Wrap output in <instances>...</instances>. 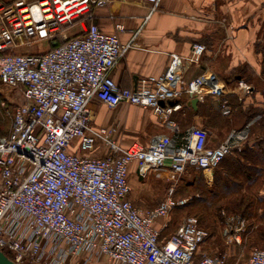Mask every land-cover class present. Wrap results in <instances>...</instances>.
I'll use <instances>...</instances> for the list:
<instances>
[{
  "label": "built area",
  "instance_id": "2783aa9c",
  "mask_svg": "<svg viewBox=\"0 0 264 264\" xmlns=\"http://www.w3.org/2000/svg\"><path fill=\"white\" fill-rule=\"evenodd\" d=\"M110 1L0 0V81L19 96L9 132L0 133V249L17 264H225L224 256L200 252L209 233L193 217L163 235L174 204L166 200L140 210L129 197L130 165L136 162L140 178L150 171L177 176L191 167L212 179L221 160L248 138L252 123L213 146L207 128L181 130L167 119L182 105L163 102L182 95L186 64L202 61L201 43L190 56L171 54L161 76L120 87L112 71L133 43L88 23L94 8ZM143 1L152 10L161 2ZM74 26L79 33L68 35ZM40 42L51 47L31 51ZM246 90L242 84L230 88L208 65L186 85L199 101ZM93 99L110 107H149L166 118L170 131L154 134L147 144L123 146L114 137L116 128L92 124ZM221 108L230 115L227 101ZM98 142L106 155H87ZM244 227L242 218L235 226L229 220L227 241L241 245ZM245 264H264V248H255Z\"/></svg>",
  "mask_w": 264,
  "mask_h": 264
},
{
  "label": "crops",
  "instance_id": "0c3cea01",
  "mask_svg": "<svg viewBox=\"0 0 264 264\" xmlns=\"http://www.w3.org/2000/svg\"><path fill=\"white\" fill-rule=\"evenodd\" d=\"M88 23L97 24L105 33L117 34L123 43H133L112 71L113 78L122 88H134L143 77L164 74L171 54L186 57L191 55L194 44L206 46L201 62L186 64L182 95L163 102L167 106L182 105L167 117L181 130L192 125L207 129L215 126L221 132L214 134L210 143L217 146L228 134V131L221 130V119L233 121L235 118V127H239L245 117L243 114H257L246 125L262 116L264 0H161L156 10L143 0H111L95 7L94 17ZM74 28L73 35H76L79 30L77 26ZM38 44L30 48L31 51H46L51 47L48 44L46 49L41 50L37 48ZM206 65L218 73L230 88L237 90L242 84L247 90L240 91V95L230 93L223 98L207 96L198 101L196 108L193 107L186 85L203 73ZM225 101L232 108L228 118L221 108ZM89 107L95 114L92 124L116 128L114 137L126 147L133 143L147 144L154 134L170 131L165 125L166 118L156 115L149 107L129 103L110 107L98 99H93ZM99 114H104V118L98 120ZM123 114L129 115L125 118ZM232 114H236L235 117ZM121 126L134 135L122 139ZM209 131L212 132V129ZM106 151L98 142L96 149L87 152V155L98 154L95 157H101L106 155ZM136 168L137 164L133 162L130 176L134 173L137 179H146L137 175Z\"/></svg>",
  "mask_w": 264,
  "mask_h": 264
},
{
  "label": "rangeland",
  "instance_id": "374dc122",
  "mask_svg": "<svg viewBox=\"0 0 264 264\" xmlns=\"http://www.w3.org/2000/svg\"><path fill=\"white\" fill-rule=\"evenodd\" d=\"M73 28L68 29V35H73L75 29ZM58 40L63 41V39ZM38 47L43 50L48 47V44L39 43ZM7 98H10L11 101H7ZM18 103L19 96L14 92V89L5 86L0 81L1 134L9 132L14 114L13 106ZM103 115L99 114L98 120L104 118ZM128 115L123 114L125 118ZM214 115L217 116V114ZM260 117L258 116V118ZM221 121V130L228 131V134L232 129L239 130L246 126L235 127L237 125L235 119L233 121L221 119ZM210 128L212 129L210 132L211 142L213 135L221 131L215 126ZM128 135L134 134L124 130L121 126L120 137L123 139ZM249 136L250 134L247 137L249 138ZM235 171L233 160H229L214 169L212 179L207 178L204 172L191 167L184 174L177 176L166 172L162 177H157L153 171H150L148 177L142 180L137 179L133 173L129 176L131 184L129 197L140 210L144 211L170 200L174 207L169 215V227L163 232V235L170 236L184 218L193 217L199 226L209 233L208 238L200 246L201 253L215 257L224 256L225 264H245L255 246L264 248V177L262 176L257 183L253 184L245 180L242 185V180L236 181L239 180V177ZM209 174L211 176L212 173ZM227 188L230 189L226 190ZM241 201L243 202L241 203ZM237 217L245 221L241 245L229 243L224 236L227 222L230 220L235 226Z\"/></svg>",
  "mask_w": 264,
  "mask_h": 264
},
{
  "label": "trees",
  "instance_id": "16d2710c",
  "mask_svg": "<svg viewBox=\"0 0 264 264\" xmlns=\"http://www.w3.org/2000/svg\"><path fill=\"white\" fill-rule=\"evenodd\" d=\"M63 42L64 40H60L58 43ZM13 107L15 110L16 105ZM260 114L262 116L256 119L251 125L249 138L245 140L239 148H236L233 153L226 155L217 165L221 166L224 162L233 160V165L236 168L235 174L239 177V180L236 181L242 180V185L245 180L253 184L257 183L262 176L264 177V108L260 110ZM230 115H228L227 118L230 117ZM235 115L236 114H232L234 117ZM243 115L245 117L243 119V123H241L239 127L245 126L247 121L253 119L257 114ZM194 169L203 172L201 169ZM228 189L230 188H227L226 190ZM242 202L243 201H241V203Z\"/></svg>",
  "mask_w": 264,
  "mask_h": 264
},
{
  "label": "water",
  "instance_id": "95a60500",
  "mask_svg": "<svg viewBox=\"0 0 264 264\" xmlns=\"http://www.w3.org/2000/svg\"><path fill=\"white\" fill-rule=\"evenodd\" d=\"M198 98L193 97L191 99L192 105L193 107H197L198 104ZM0 264H17L16 262H14L11 258H9L5 252L3 250L0 249Z\"/></svg>",
  "mask_w": 264,
  "mask_h": 264
},
{
  "label": "bare ground",
  "instance_id": "6f19581e",
  "mask_svg": "<svg viewBox=\"0 0 264 264\" xmlns=\"http://www.w3.org/2000/svg\"><path fill=\"white\" fill-rule=\"evenodd\" d=\"M90 116H91V118H93L95 116V114H92V110H91ZM209 172L211 173L212 171L209 169V170L206 171V174L209 173Z\"/></svg>",
  "mask_w": 264,
  "mask_h": 264
}]
</instances>
